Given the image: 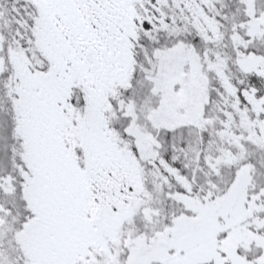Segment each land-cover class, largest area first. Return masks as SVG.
Returning <instances> with one entry per match:
<instances>
[{"label":"snow or ice","instance_id":"1","mask_svg":"<svg viewBox=\"0 0 264 264\" xmlns=\"http://www.w3.org/2000/svg\"><path fill=\"white\" fill-rule=\"evenodd\" d=\"M0 264H264V0H0Z\"/></svg>","mask_w":264,"mask_h":264}]
</instances>
